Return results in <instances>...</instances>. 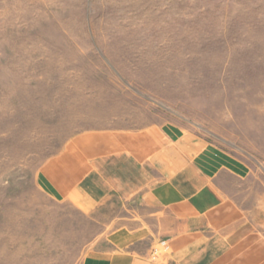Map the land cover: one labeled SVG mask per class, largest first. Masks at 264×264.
Returning a JSON list of instances; mask_svg holds the SVG:
<instances>
[{"label": "rangeland", "instance_id": "rangeland-1", "mask_svg": "<svg viewBox=\"0 0 264 264\" xmlns=\"http://www.w3.org/2000/svg\"><path fill=\"white\" fill-rule=\"evenodd\" d=\"M152 124L241 158L264 220V0H0V264L112 248L123 202L78 209L41 168L76 134Z\"/></svg>", "mask_w": 264, "mask_h": 264}, {"label": "crops", "instance_id": "crops-1", "mask_svg": "<svg viewBox=\"0 0 264 264\" xmlns=\"http://www.w3.org/2000/svg\"><path fill=\"white\" fill-rule=\"evenodd\" d=\"M250 173L206 137L152 124L76 134L40 177L86 212L112 198L123 202V216L108 223L113 247L82 264H264Z\"/></svg>", "mask_w": 264, "mask_h": 264}, {"label": "built area", "instance_id": "built-area-1", "mask_svg": "<svg viewBox=\"0 0 264 264\" xmlns=\"http://www.w3.org/2000/svg\"><path fill=\"white\" fill-rule=\"evenodd\" d=\"M153 257H154V258H157V257H159V254H158L157 252H155V253L153 254Z\"/></svg>", "mask_w": 264, "mask_h": 264}]
</instances>
